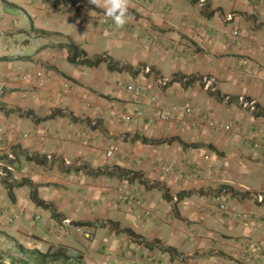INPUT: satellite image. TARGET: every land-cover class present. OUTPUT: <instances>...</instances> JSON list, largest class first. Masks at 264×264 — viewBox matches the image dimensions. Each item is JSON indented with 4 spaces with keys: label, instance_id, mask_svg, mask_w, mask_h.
Returning a JSON list of instances; mask_svg holds the SVG:
<instances>
[{
    "label": "crops",
    "instance_id": "obj_1",
    "mask_svg": "<svg viewBox=\"0 0 264 264\" xmlns=\"http://www.w3.org/2000/svg\"><path fill=\"white\" fill-rule=\"evenodd\" d=\"M107 4L108 0H99V7L89 0H0V40L14 42L20 37L25 47L17 52L18 58L50 43L58 47L51 45L42 53L54 51L52 58L69 62L67 45L75 43L89 58L108 55L132 67L129 73L140 78V86L146 89L141 95L117 88L125 72L109 68L110 76L97 85L87 79L93 70L78 66L82 73L65 72L50 57L41 64L33 60L37 67L26 86L12 82L32 91L33 97L21 103L2 102L0 108L6 114L2 124L8 132L0 144V160L13 169L11 191L0 177V242L4 246L0 249L10 253L7 247L18 246L21 253H30L27 260L23 258L27 264H36L32 262L39 260L35 259L38 251L45 253L51 246L77 249L85 264H111V255L102 253L106 247L99 248V242L108 244L105 250L114 255L122 251L127 264H156L149 256L164 264H264V202L256 199L264 195V0H127L129 18L123 27L101 23ZM21 10L31 17L34 30H40L35 45L27 41L31 35L24 21L14 20L21 17ZM234 32H238L235 39ZM144 39L149 48L137 51L133 60L117 59V53L127 55L125 47L142 46ZM13 50L7 47L8 54L0 53V62L9 63ZM163 63L172 67L170 77L165 76ZM142 65L153 69L152 74ZM192 77L199 81L185 85ZM204 77L215 80L214 91L203 88ZM158 78L168 85L161 86ZM175 78L183 81L169 84ZM62 82L68 88L56 89ZM175 86L181 89L179 100H194L193 121L201 119L196 114L213 120L209 116L222 119L220 114L225 113V118L235 119V132L221 138L205 127L184 125V113L168 97ZM157 91L164 94L158 107L172 108L177 122L155 127L140 120L121 123V113L154 111L157 106L151 98ZM240 96L254 102L256 111L243 108L236 99ZM56 111L62 115L35 120ZM257 112L262 115L256 116ZM141 137L177 141L153 146L144 144ZM254 138L261 146H254ZM181 141L191 146L184 147ZM116 146L118 153L108 157L107 152ZM28 155L43 163L29 160ZM161 164L174 173L164 174ZM122 170L138 174L147 184L126 179L120 175ZM118 187L139 194L154 215L146 217L143 209L119 202ZM33 191L50 208L38 205ZM165 192L172 202L165 199ZM223 200L229 201L230 211L218 213L215 205L219 207ZM237 213L243 217L237 218ZM150 222L158 228L148 227L151 232L146 236L143 230ZM187 223H203V229L190 232ZM115 224L133 230L138 238L112 231ZM103 225L108 228L102 229L106 235L100 239ZM73 227L87 232L96 229L89 248L81 242L82 249L72 246Z\"/></svg>",
    "mask_w": 264,
    "mask_h": 264
},
{
    "label": "rangeland",
    "instance_id": "obj_2",
    "mask_svg": "<svg viewBox=\"0 0 264 264\" xmlns=\"http://www.w3.org/2000/svg\"><path fill=\"white\" fill-rule=\"evenodd\" d=\"M16 3L19 4V2H16ZM20 14H21V17H17L16 16V17H14V20H16L17 22L20 21V19H21V21H24V22H22V24L26 25V28H28V31L30 32V35H31V37L27 38V41L28 42H32L35 45V43L37 42L36 39L41 37L40 36V30H34V28L31 25V23H32L31 20L32 19L27 13H25L23 10H21ZM22 27L25 28L24 26H22ZM47 37L50 38V37H54V36L47 35ZM19 39H20V37H19ZM19 39L17 41H14V42H11L10 40H4V39L0 40V53L8 54L6 52L7 47H9L10 49H14L12 51V54H9L10 55V57L8 58L10 60L9 63L7 61H4V60H1V62H0V105L1 106L3 105L2 102H6L5 104H10V102H17V101H18V103H21V102H26L28 99H32V97H33V95L31 94L32 91H30L29 89L26 90L22 86V85L26 86L27 82H22V81L19 80V78H21L25 74H28L30 77L32 76L31 70H34L37 67L35 62H33V60L35 58H37V63L41 64L43 62V60H45V58H49L50 57V59L57 60V62L62 66V68H63V70L65 72H70L71 73V72H75L77 70H79L81 73L83 72V70H81L80 67L70 64L66 59H64L62 57H60V58H58V57L57 58H52V54H53L54 51L47 52V53H42V51L47 49V47L48 48H52L53 45L50 44V43L48 44V46H45L43 48L39 47L36 50L30 51L29 53L24 54L20 58H18L17 56H19V53H17V52L18 51H23L22 47H25V42H23V41H21ZM149 46H150V43L144 39L143 43H142V46L133 45V46H130V47H125V49L128 50L127 55L125 53H122V54L117 53L118 54V56H117L118 58L117 59L123 60L125 57H128L130 60H133L134 57L136 56L137 51L139 53H141V50H143L145 48H149ZM19 47H20L19 50H15L16 48H19ZM53 47H58V46H53ZM24 52H26V51H24ZM40 53H42V54L40 55ZM151 57L153 58V53H152ZM161 68L163 69L165 76L170 77L172 75V71L173 70H172V67L169 64L163 63V64H161ZM87 69L93 70V73H90L91 76L88 77L87 79L96 81L95 83L97 85L99 83L103 84L104 81L107 79V77L110 76L108 74V73H110V71L108 70V67H107L106 63H102V64H100L97 67L87 68ZM46 75H47V73L45 74V77H46ZM148 77L150 78L148 80L153 82V75H149ZM121 80H123L124 82H130L133 85L135 84V86H138V85L140 86L139 83L141 82L140 78H138V80H136V78L133 75H131L129 72H125V74L122 76ZM97 81H98V83H97ZM12 82H14V83L20 82V84H22V85L18 86V85L13 84ZM113 83H115V80L113 81ZM71 87H72V85H71ZM53 89H54V87H53ZM74 89H75V86H74ZM119 89H121V88H119ZM180 90L181 89H178V87L175 86L172 89V91H170V93L168 94L169 101L174 102V105L177 107V109L180 110V112L184 113L185 119L188 122V126H193V123L195 122V121H193V119H194L193 116L195 115L194 112L196 111V109L194 107V100L192 98H190V97H186V98H183L182 100H179V95L181 93ZM163 96H164V94L162 93V91H157V94H156L157 102L160 99V97L162 98ZM230 99H228V100H230ZM187 102H189V104H191V107L194 109V111L191 114H186V111H185V107L186 106H185V104ZM171 109L172 108H169L168 106H166L165 108H162L163 112L166 115H168L169 117H172V115H171L172 110ZM177 109H176V113H177ZM241 110L245 114V116H249L247 110H245V109H241ZM196 115L199 117L201 114H196ZM220 116H221L220 118H222V119L215 118L214 116H209V117H211L213 120H224V123L222 125L223 126H225V125L231 126L232 130L230 132L225 131L224 127H222V128L218 127L217 130L209 129V127L207 126V123H208L209 120H206L205 122H203V125L205 126L206 129H208L210 131H214V132H211V133H214L215 136L221 137V138L222 137L226 138V137H228V134H232V132H234V129L236 128L235 126H236L237 123H236L235 119L232 116H230V117H232L231 119H229L228 117L225 118V113H221ZM5 119H6V114L4 113L3 110H0V126L3 127V128H5V126H3L2 121H5ZM195 120H196V118H195ZM140 121L144 122V124L147 125V123H146V121L144 119H140ZM121 123L125 124L122 121H121ZM164 123L165 122H161V124H164ZM161 124H159L158 126H160ZM155 126L156 125L153 124V127H155ZM5 130H7V129L5 128ZM178 134H179V130H178ZM25 136H26V134H25ZM238 140H240V139H238ZM252 140L255 141V140H259V139H255L254 138ZM166 166H168V165H166ZM161 167H162V164L160 165V168ZM168 167L170 169H172L170 166H168ZM163 173L168 175V173H165V172H163ZM135 196L139 197L145 203V200L139 194H135ZM117 197H118V195H117ZM154 202L156 204H158L159 200L156 198L154 200ZM222 202L223 203H219V207L217 205H215V210L217 209L218 213H223V212L227 213L228 211H230L229 206H228L229 205V201L223 200ZM222 204L226 205L227 211H223V210L220 209V205H222ZM145 205L147 206L148 209L151 210V214L150 215L145 214L146 217H152L154 215L152 207L151 206L149 207L147 203H145ZM133 207L142 209L141 207H138V206H133ZM42 215H43V218H42L41 221H42V224L45 225L46 218H44V217H46L47 215H46L45 212H43ZM236 215L235 216L237 218H238V216H240L241 218L243 217V214H241V213L240 214L237 213ZM113 216L116 217V216H118V214H114ZM175 222H177V220ZM153 224H154V226L156 228H158V226L155 223L150 222L149 226L145 227L144 230H143L146 236H149V233L151 232L148 227L153 226ZM91 226H95V224H91ZM111 226H114V225H111ZM186 226L187 227H191L190 232H195L197 229H203V223H197V224H193V223L188 224L187 223ZM159 227H160L161 230L165 229L164 226H159ZM78 228L73 227L71 229V231H70V233H71L70 237H71L72 243H73L72 246H74L75 244H78V242H81L82 244L86 245L89 248L90 244H91V241H90L91 238L90 237H91L92 234H95V232H96L95 230L96 229L93 230V231L87 232L86 228L80 227L79 228L80 230H78ZM104 228H108V227L107 226L105 227V225H103L101 228H99V230L101 229V234H102L99 237L100 239H104L103 235H106V232L102 230ZM111 229H112V231H114L116 233H122V235L126 234L124 231H121V232L118 231L117 232L116 229L115 230L113 228H111ZM58 231H60V228L58 229ZM106 231L111 233L110 229L106 230ZM87 233H90V235L86 238L85 236H86ZM43 234H45V233H43ZM14 236H15L16 239H20L21 238V236L17 235V234H14ZM187 237H184V235H182V238H184V239H187ZM168 238L171 240V236H168ZM9 240H11V239H9ZM174 241L175 240H173V242ZM189 241H190V243H194V241L192 240V237L190 236V234H189ZM180 243H181V237H180ZM100 246L106 247L105 249H107L108 244H105L103 242H99V248H100ZM0 247L4 248V246L1 244V242H0ZM185 247L188 248V245H185ZM7 248L9 249L10 253L5 252V251H2V252L11 255V257H13V258L14 257L19 258L20 264H27L26 262H24L23 258L26 257L25 259L27 260L28 259L27 257L30 255V253H28V252L21 253V251H20L21 249L18 248V246H16V248L14 246H9ZM77 248L82 249L81 244L80 245L78 244ZM105 249L104 248L101 249V250H104V251H102V253H105L107 256L111 255V257H112L111 264H127L126 258H124L123 256H120L122 254V251L120 252V254L118 253V255H114V254H112V252H110L109 250H105ZM73 251L75 253L79 252L77 249H75ZM83 251H85V249H83ZM38 253L39 254H41V253L44 254V251L40 250V251H38ZM118 256H120V257H118ZM38 257H39V260L34 261L32 263L42 264L43 263V258L38 255L35 259H37ZM99 258L102 260L101 257H99ZM54 263L55 262H51V263H48V264H54ZM61 263H63V262H61Z\"/></svg>",
    "mask_w": 264,
    "mask_h": 264
},
{
    "label": "trees",
    "instance_id": "obj_3",
    "mask_svg": "<svg viewBox=\"0 0 264 264\" xmlns=\"http://www.w3.org/2000/svg\"><path fill=\"white\" fill-rule=\"evenodd\" d=\"M190 1L195 3L197 0H190ZM205 9H208V7H206ZM67 49H68V60L72 65L87 67V68H93V67L99 66L102 63H106L109 70H111V71H119V72H132L133 71L132 67L127 66V65H121L119 62L114 61L108 55L97 56L95 58H89L87 56V54L81 49V47L78 44L70 43L67 45ZM146 67H147L146 65H142L141 69L146 68ZM151 70H153V69H151ZM177 79H179V78H175L169 84L176 82ZM179 81L182 82L183 79L181 78V79H179ZM196 81H199V79L192 77L184 83H185V85H190ZM166 85H168V84H166ZM32 113L33 112H28L27 115L30 117L31 116L34 117V115ZM57 115H62V114H61V112L56 111V112H53L50 116L40 118V119L35 118V120H36V122L46 121V120L53 118ZM261 115H262L261 112H257V114H256V116H258V117H260ZM75 119L76 118L73 117V120H75ZM139 139L144 144L153 145V146L154 145H161L163 143H169V142L177 141V138H172V139L165 140V141L154 140V139H149V138H145V137H141ZM181 144L184 147H186V146L190 147L191 146L189 144H185L182 141H181ZM28 159L29 160H35L36 159V161L38 163H43V160H40L39 158H37L35 156H29L28 155ZM120 175L125 177L128 180H131L132 178L133 179H139L140 183L147 184V182L145 180H142V178L138 174H131V172L122 170V171H120ZM132 175L134 177H131ZM9 177H10V175H7V177L4 178L3 183L8 187L9 191H11V185L8 181L10 179ZM156 186H158V185H156ZM158 188L163 190V188H161V187H158ZM164 194H165L164 195L165 199H167L169 202H172V198L169 196V194L167 192H165ZM32 198L37 202L38 205L45 206L47 208H50V206H51L49 204H45L44 201L37 199V194L35 191L32 192ZM75 225L79 226V225H86V224L76 223ZM111 228H113L114 230L116 229L117 232L118 231L119 232L124 231L125 233L129 234L133 238H138L137 234L129 228L122 230L121 228H119V226L117 224H115ZM144 244H145V246H148V245L151 246V244H149L147 242H145ZM165 251L175 253L174 249H168L167 248ZM40 256L43 258L42 264H48V263L56 262V261L57 262H63L64 264H85V262L82 261L83 257H82V255H80V253H78V252L75 253V252L69 250L68 248H66L64 246H57V247L51 246L46 253L40 254Z\"/></svg>",
    "mask_w": 264,
    "mask_h": 264
},
{
    "label": "built area",
    "instance_id": "obj_4",
    "mask_svg": "<svg viewBox=\"0 0 264 264\" xmlns=\"http://www.w3.org/2000/svg\"><path fill=\"white\" fill-rule=\"evenodd\" d=\"M201 2H205V0H201ZM230 18H232V16H230ZM102 23L104 25H108L109 22L112 20V18L110 17H107V16H104L102 19ZM113 21V20H112ZM113 24L114 21H113ZM238 35L237 32H234L233 34V38H235L236 36ZM244 64H246V61H244ZM37 76H41V73L37 74ZM22 79L24 81H29L30 79V76L28 74H25L22 76ZM203 82L205 84V88H213V85H214V82L215 80L213 78H207L205 77L203 79ZM118 86L119 87H122V88H125L127 91L129 92H133V93H136V94H143L145 92V90L142 88V87H139V86H134L132 84H126L124 82H119L118 83ZM62 87H66L68 88L67 84L66 83H57L55 85V88L56 89H59V88H62ZM152 101L153 103L157 104L156 102V98H152ZM238 102L240 103V105L243 107V108H247V109H250V110H255V104L254 102L252 101H249L247 100L246 98L244 97H239L238 98ZM185 111H186V114H191L194 109L191 107V104H189L188 102L185 104ZM195 114V112H194ZM121 121L124 122L125 124L127 123H131L135 120H140V119H144L147 123V126H153V124L157 125V124H160L161 122H172V121H176L174 120L173 117H169L168 115H166L162 109H160L159 107H157L154 111H152L151 113H146L144 110H137L133 113L131 112H125V113H121V117H120ZM184 125L187 124V121L183 122ZM201 126H202V122L200 123ZM200 124L198 122H194L193 123V126L192 127H197V126H200ZM207 126L212 129V130H217L218 127H224V130L225 131H228L230 132L232 130L231 126L229 125H219L217 122L213 121V120H209L208 123H207ZM5 134H6V131L3 127L0 126V143L3 142L4 140V137H5ZM254 146L256 147H259L261 146V143L258 142V141H254ZM120 149L118 148V146L110 149L108 152H107V156L108 157H112L114 156L115 154L118 153ZM0 166H2V163H0ZM162 171L165 172V173H172V170L169 168V167H162ZM0 175H3V171L0 170ZM117 195H118V200L120 202H122L123 204L129 206V207H133V206H138V207H141V208H144L145 209V213L147 215H150L151 214V210L148 209L144 202L139 198V197H136L135 194L133 193H130L129 191H125L122 187H119L117 189ZM256 199L259 203H263L264 202V195L262 194H259L256 196ZM220 209L223 210V211H227V207L226 205H220ZM240 217V216H238ZM80 230V229H78ZM86 236H89L88 234ZM250 248V246H247ZM0 264H15L13 259L10 257V256H6V255H3L1 252H0ZM161 264V263H159Z\"/></svg>",
    "mask_w": 264,
    "mask_h": 264
},
{
    "label": "clouds",
    "instance_id": "obj_5",
    "mask_svg": "<svg viewBox=\"0 0 264 264\" xmlns=\"http://www.w3.org/2000/svg\"><path fill=\"white\" fill-rule=\"evenodd\" d=\"M200 2H201V0H200ZM205 2H206V0H205ZM89 3H91V4H94V5H96L97 7H99V0H89ZM201 3H204V2H201ZM105 16H107V17H110V18H112V20L114 21V23L115 24H113V21L111 20L110 22H109V24L108 25H105V26H111V25H114V26H117V27H123L124 26V24L127 22V20H128V9H127V0H108V4H107V6H106V8H105ZM104 17V16H103ZM102 17V18H103ZM102 18H100V20L102 19ZM101 23H102V20H101ZM103 24V23H102ZM104 25V24H103ZM238 33V32H237ZM237 37V36H236ZM235 37V38H236ZM234 38V39H235ZM144 71H146L147 73H149V74H152V70H151V68H142ZM41 73V76H42V72H40ZM37 74H39V73H37ZM37 74H36V77L38 78L39 76H37ZM40 76V77H41ZM205 78V77H204ZM204 78H201V84H202V86H203V88H205V84H204V82H203V79ZM207 78H211V77H207ZM30 79H31V77H30ZM29 79V80H30ZM19 80L20 81H22V82H28V81H24L23 79H22V77L21 78H19ZM158 80H159V83H160V85L161 86H163V87H165L166 86V84H168L164 79H161V78H158ZM119 82H124L123 80H120ZM118 82V83H119ZM118 83H117V87L118 88H121V89H123V90H126L125 88H122V87H119L118 86ZM124 83H126V84H132V83H130V82H124ZM214 84H215V82H214ZM133 85V84H132ZM135 86V85H134ZM140 87V86H139ZM142 87V86H141ZM143 88V87H142ZM144 89V88H143ZM207 89V88H206ZM145 90V92H146V89H144ZM208 90H212V91H214L215 90V88H214V85H213V88H208ZM127 91V90H126ZM129 92V91H128ZM144 92V93H145ZM130 93H132V94H136V93H133V92H130ZM143 93V94H144ZM142 95V94H141ZM155 96H153L152 98H154ZM240 97H243V96H240ZM152 98H151V102L153 103V101H152ZM156 98V102H157V97H155ZM238 98L239 97H237L236 99H237V101H238ZM245 98V97H244ZM228 99H230V98H228ZM247 99V98H246ZM247 100H249V99H247ZM250 101V100H249ZM153 104H155V103H153ZM157 107H158V102H157V104H155ZM2 106L0 105V108H1ZM156 107V108H157ZM160 108V107H159ZM161 109V108H160ZM140 110H144V109H140ZM145 111V110H144ZM253 111H256V106H255V110H253ZM146 112V111H145ZM196 112V111H195ZM125 113V112H124ZM121 115V114H120ZM121 117V116H120ZM194 117H195V115H194ZM199 117H201V119L199 120V121H195V122H198L199 124L202 122H205L206 120H211V119H209L208 118V116L207 115H200ZM196 118V117H195ZM121 120V119H120ZM136 121V120H135ZM214 121V120H213ZM134 122V121H133ZM172 122H177V121H172ZM216 122V121H215ZM132 123V122H131ZM166 123H170V122H166ZM218 123V122H217ZM127 124H129V123H127ZM187 124H188V122H187ZM219 124V123H218ZM219 125H221V124H219ZM192 127V126H191ZM199 127H205L203 124H202V126H201V124H200V126ZM194 128V127H193ZM5 129V128H4ZM210 129V128H209ZM212 130V129H211ZM6 131V134H5V137H4V140H3V142H5V138H6V136H7V130H5ZM234 132H235V130H234ZM234 132H232V133H234ZM2 142V143H3ZM1 144V143H0ZM12 157H14L13 155H11V158ZM0 163H2V166H0V170L1 171H3V175H0V177L4 180V178H6L7 177V175H10V172L13 170L11 167H9L8 165H6V164H4V161L3 160H0ZM168 167V166H166V165H164V164H162V167ZM162 167L160 168V170L162 171ZM172 170V169H171ZM163 172V171H162ZM172 173H174V171L172 170ZM172 173H168V174H172ZM10 178V177H9ZM9 181V180H8ZM119 188V187H118ZM123 188V187H122ZM124 189V188H123ZM125 191H126V189H124ZM131 193V192H130ZM263 195V194H262ZM145 204V203H144ZM146 206V205H145ZM144 211H145V209L144 208H142ZM146 214V213H145ZM79 229V228H78ZM88 235H90V233H87ZM86 234V235H87ZM88 237V236H87ZM3 250H1L0 249V252L3 254V255H6V256H10L11 257V255H9V254H6V253H3L2 252ZM12 259H13V261H14V263L15 264H20V262H19V260L16 258V257H11ZM149 258H150V260L152 261V262H155L156 264H159V263H161V264H164V262H162V261H159V260H154V258L153 257H151V256H149ZM154 260V261H153Z\"/></svg>",
    "mask_w": 264,
    "mask_h": 264
}]
</instances>
